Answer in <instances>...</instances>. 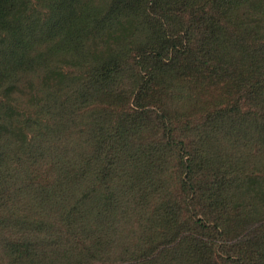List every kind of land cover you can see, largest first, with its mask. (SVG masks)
I'll list each match as a JSON object with an SVG mask.
<instances>
[{"label":"trees","instance_id":"1","mask_svg":"<svg viewBox=\"0 0 264 264\" xmlns=\"http://www.w3.org/2000/svg\"><path fill=\"white\" fill-rule=\"evenodd\" d=\"M0 264H264V0H0Z\"/></svg>","mask_w":264,"mask_h":264}]
</instances>
